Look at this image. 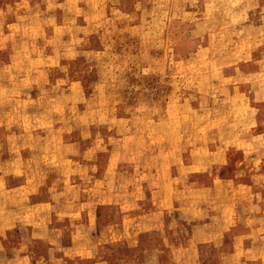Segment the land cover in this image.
I'll return each mask as SVG.
<instances>
[{
  "label": "rangeland",
  "instance_id": "obj_1",
  "mask_svg": "<svg viewBox=\"0 0 264 264\" xmlns=\"http://www.w3.org/2000/svg\"><path fill=\"white\" fill-rule=\"evenodd\" d=\"M0 264H264V0H0Z\"/></svg>",
  "mask_w": 264,
  "mask_h": 264
},
{
  "label": "crops",
  "instance_id": "obj_2",
  "mask_svg": "<svg viewBox=\"0 0 264 264\" xmlns=\"http://www.w3.org/2000/svg\"><path fill=\"white\" fill-rule=\"evenodd\" d=\"M85 161V160H84ZM82 162V164H84L85 166H88L87 161ZM81 165V164H80ZM15 179L17 180V183H13V184H9V188L10 189H22L23 187L25 188H30L34 185H37L38 187H43V186H49L48 183H46L45 185L39 181L40 178L38 176L35 175H31V174H27V177L23 174H14L10 177V179ZM21 180V181H19ZM52 182V180H51ZM65 189V185L64 188ZM18 191V190H17ZM50 191H53L52 187H50V189H48V191L46 190L44 192V190H42L41 188H38L37 191L33 190L31 191L30 194H27L26 197L28 200L25 201L23 204L20 205H24V206H41L43 208H47L48 206H60L56 201H55V194L56 193H51ZM47 192V195H46ZM65 191H61L58 192L60 196H62V194H64ZM31 195V196H30ZM18 205V206H20ZM62 206H73L70 203H65ZM38 237H42V236H38Z\"/></svg>",
  "mask_w": 264,
  "mask_h": 264
}]
</instances>
